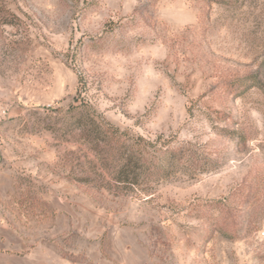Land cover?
<instances>
[{"label":"rangeland","instance_id":"rangeland-1","mask_svg":"<svg viewBox=\"0 0 264 264\" xmlns=\"http://www.w3.org/2000/svg\"><path fill=\"white\" fill-rule=\"evenodd\" d=\"M0 264H264V0H0Z\"/></svg>","mask_w":264,"mask_h":264},{"label":"trees","instance_id":"trees-1","mask_svg":"<svg viewBox=\"0 0 264 264\" xmlns=\"http://www.w3.org/2000/svg\"><path fill=\"white\" fill-rule=\"evenodd\" d=\"M174 158H175V154L173 151H169L168 153V159H167V164L166 166L162 169V170H166L169 168L174 167ZM130 165V162H126L125 165L123 166V168L121 170H119V172H117V179L116 181L118 183H128V184H132L131 181H129V175H128V166Z\"/></svg>","mask_w":264,"mask_h":264}]
</instances>
